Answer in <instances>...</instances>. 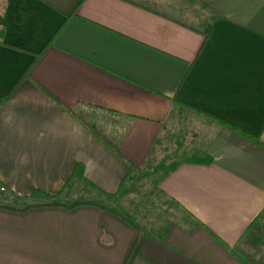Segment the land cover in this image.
Listing matches in <instances>:
<instances>
[{"label":"crops","instance_id":"obj_1","mask_svg":"<svg viewBox=\"0 0 264 264\" xmlns=\"http://www.w3.org/2000/svg\"><path fill=\"white\" fill-rule=\"evenodd\" d=\"M59 103L137 168L176 164L154 186L181 218L0 208V264H264V0H0L1 205L76 164L62 202L118 191L126 164Z\"/></svg>","mask_w":264,"mask_h":264},{"label":"trees","instance_id":"obj_2","mask_svg":"<svg viewBox=\"0 0 264 264\" xmlns=\"http://www.w3.org/2000/svg\"><path fill=\"white\" fill-rule=\"evenodd\" d=\"M6 99H8V96L5 99H3L2 102L6 101ZM59 105L65 110V112H67L77 122H79L91 135H93L105 147H107L115 156H117L122 162L126 164L128 168L127 174L124 180L119 184L118 191L115 194H105V198L108 201L117 200L123 190L125 181L128 179L129 175L132 173L133 170L138 169L137 166L112 139H110L103 132L97 129L93 124L89 123L85 118H83L81 115L77 114L73 110L63 106L60 103ZM246 137L251 139L250 136L246 135ZM185 162L196 163V164H208L210 160L208 157H192V158L185 160ZM175 167H176V164H171L168 166H164L163 164H160L159 166H156L155 168H153V173L156 174L158 172H161L165 174L175 169ZM83 176H84L83 166H81L80 164H76L73 168L71 177L65 183L60 194L51 196V195H47L40 191L35 190L33 191V193L31 194L29 198H15L10 205L0 204V208L11 210V211L24 212L29 209L43 207V206L62 207L67 210H71L79 206H92V207L99 208L101 210H104L106 212H109L117 216L122 221H124L126 224H128L129 226L137 230L139 233L145 234V229L139 226L135 222V220L132 218V216H130L126 211L114 209L113 207L108 206L103 201L74 200L70 202H62L61 201V197L63 195L62 193L72 185L74 180H83ZM43 199H48L49 202H46V203L38 202L39 200H43Z\"/></svg>","mask_w":264,"mask_h":264},{"label":"rangeland","instance_id":"obj_3","mask_svg":"<svg viewBox=\"0 0 264 264\" xmlns=\"http://www.w3.org/2000/svg\"><path fill=\"white\" fill-rule=\"evenodd\" d=\"M155 167L133 170L125 181L116 203L107 199L103 201L114 209L126 211L139 226L145 229V234L151 232L154 236L159 233L155 229L163 227L166 218L169 221H177L182 214L173 203L165 200L156 191L154 179L161 172L153 173ZM12 202L13 200L9 201Z\"/></svg>","mask_w":264,"mask_h":264}]
</instances>
